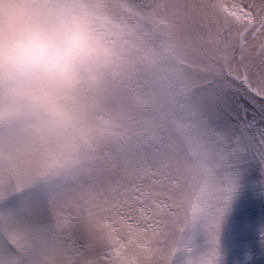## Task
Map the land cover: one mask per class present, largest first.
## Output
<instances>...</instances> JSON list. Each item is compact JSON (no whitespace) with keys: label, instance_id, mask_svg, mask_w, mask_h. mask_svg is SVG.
Returning a JSON list of instances; mask_svg holds the SVG:
<instances>
[{"label":"rangeland","instance_id":"1","mask_svg":"<svg viewBox=\"0 0 264 264\" xmlns=\"http://www.w3.org/2000/svg\"><path fill=\"white\" fill-rule=\"evenodd\" d=\"M65 2L108 63L57 112L0 81V264H225L264 0Z\"/></svg>","mask_w":264,"mask_h":264},{"label":"clouds","instance_id":"2","mask_svg":"<svg viewBox=\"0 0 264 264\" xmlns=\"http://www.w3.org/2000/svg\"><path fill=\"white\" fill-rule=\"evenodd\" d=\"M108 53L71 18L65 0H0V72L5 93L31 94L57 112L103 78Z\"/></svg>","mask_w":264,"mask_h":264},{"label":"snow or ice","instance_id":"3","mask_svg":"<svg viewBox=\"0 0 264 264\" xmlns=\"http://www.w3.org/2000/svg\"><path fill=\"white\" fill-rule=\"evenodd\" d=\"M2 80L3 73L0 72ZM241 99L246 108L251 109V113L245 112L243 119L259 147L250 152L244 186L231 212L225 237V264H264V245L259 239V232L264 230V190L257 185L260 164L264 163V98L252 95L256 103ZM246 255L250 257L247 260Z\"/></svg>","mask_w":264,"mask_h":264},{"label":"trees","instance_id":"4","mask_svg":"<svg viewBox=\"0 0 264 264\" xmlns=\"http://www.w3.org/2000/svg\"><path fill=\"white\" fill-rule=\"evenodd\" d=\"M236 9L234 10V12L236 13V20H240V19H245V20H251V17H250V13L241 5L239 4H236ZM121 247V246H119ZM110 249V247H109ZM108 250V248L106 249ZM103 254H108V253H103Z\"/></svg>","mask_w":264,"mask_h":264}]
</instances>
